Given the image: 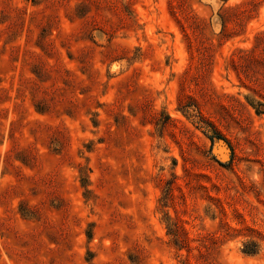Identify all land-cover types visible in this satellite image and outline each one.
Segmentation results:
<instances>
[{
  "label": "rangeland",
  "instance_id": "1",
  "mask_svg": "<svg viewBox=\"0 0 264 264\" xmlns=\"http://www.w3.org/2000/svg\"><path fill=\"white\" fill-rule=\"evenodd\" d=\"M259 104L264 0H0V264H264Z\"/></svg>",
  "mask_w": 264,
  "mask_h": 264
},
{
  "label": "trees",
  "instance_id": "2",
  "mask_svg": "<svg viewBox=\"0 0 264 264\" xmlns=\"http://www.w3.org/2000/svg\"><path fill=\"white\" fill-rule=\"evenodd\" d=\"M259 106L264 108L263 104H259ZM257 114H264V109H257ZM200 121L203 122V123L205 122L203 119H201ZM211 128H212L211 129L212 134L210 135L211 141L214 142L215 140H222L223 142H225L228 145V147L230 148V150H231V157L233 159L234 158V149H233L231 143L217 129H215L213 126ZM258 252H259V249H257V248L256 249H251V248L248 247V245L244 246V253L247 254V255H255Z\"/></svg>",
  "mask_w": 264,
  "mask_h": 264
}]
</instances>
